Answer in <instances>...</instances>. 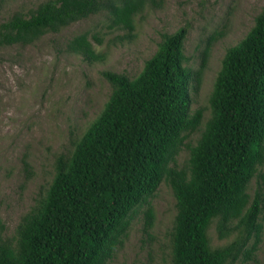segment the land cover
I'll list each match as a JSON object with an SVG mask.
<instances>
[{
    "label": "trees",
    "instance_id": "trees-1",
    "mask_svg": "<svg viewBox=\"0 0 264 264\" xmlns=\"http://www.w3.org/2000/svg\"><path fill=\"white\" fill-rule=\"evenodd\" d=\"M157 2L44 0L29 14L16 11L0 21V47L33 43L103 12L109 28L131 38L136 16ZM187 36L186 26L163 34L135 77L103 72L112 92L100 114L72 152L56 157L51 183L14 236L3 237L0 220V264H110L145 205L146 230L153 227L149 199L162 181L176 198L172 264H236L255 257L264 229V6L247 34L227 49L210 95L211 116L187 168L179 169L172 163L202 121V109L191 111L190 88L193 80L200 84L210 51L208 44L193 71ZM67 48L91 62L105 58L88 32L73 36ZM24 166L30 174L26 159ZM213 220L227 243L212 246Z\"/></svg>",
    "mask_w": 264,
    "mask_h": 264
},
{
    "label": "rangeland",
    "instance_id": "rangeland-1",
    "mask_svg": "<svg viewBox=\"0 0 264 264\" xmlns=\"http://www.w3.org/2000/svg\"><path fill=\"white\" fill-rule=\"evenodd\" d=\"M44 0H7L0 6V21L16 11L29 14ZM264 0H158L136 16L131 38L125 30L109 28L106 12L91 15L49 32L33 43L0 47V220L3 237H12L22 217L49 186L55 160L69 154L75 142L100 114L112 92L104 71L135 77L156 51L163 34L188 28L185 53L193 71L200 68L210 44L200 84L192 81L191 111L203 110L199 127L187 133L172 165L187 168L190 149L197 143L211 116L210 95L227 49L236 45L254 25ZM88 32L105 58L88 61L67 48L75 35ZM103 37L98 43L93 35ZM215 39H212L213 36ZM31 166L29 174L24 160ZM252 180L249 191L255 189ZM154 225L145 227L140 208L110 264H172L171 237L177 213L172 187L162 181L149 199ZM264 223V217H263ZM213 220L208 235L212 246L227 243ZM236 264H264V229L255 257Z\"/></svg>",
    "mask_w": 264,
    "mask_h": 264
}]
</instances>
